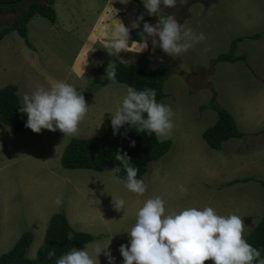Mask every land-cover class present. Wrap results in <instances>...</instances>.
<instances>
[{
	"label": "rangeland",
	"instance_id": "374dc122",
	"mask_svg": "<svg viewBox=\"0 0 264 264\" xmlns=\"http://www.w3.org/2000/svg\"><path fill=\"white\" fill-rule=\"evenodd\" d=\"M53 8L54 24L39 16L28 22L31 49L15 32L0 41V88L16 86L23 106L25 94L64 81L82 92L89 111L75 136L47 129L34 133L27 127L10 131L0 123V255L29 231L32 241L26 257L33 258L50 216L61 213L70 227L93 237L86 244L90 253L95 243H110L106 251L115 257V264H124L119 248L130 246L128 231L137 212L155 196L165 201L166 214L212 207L219 215H239L247 220L246 236L264 206V190L258 183L264 181V0H186L184 4L178 0L175 8L161 5L156 15L148 14L143 0H54ZM141 14L153 25L159 18L175 15L185 28L207 38L176 57L159 47L153 52L151 39L142 53H136L139 44L130 41L131 52L109 54L105 43L118 20L131 27ZM14 16L0 13V28L11 26ZM131 29L143 30V21ZM254 34L257 39L248 38ZM237 37L244 39L236 44L234 55H243L246 64L215 63ZM142 56L153 60L154 66L165 62L168 67L162 87L165 97L159 102L171 106L175 127L168 152L148 164L141 178L147 190L138 196L110 168L99 173L66 170L59 158L71 138L102 135L126 94L127 86L117 82L91 84L98 65L118 62L148 69L153 62L143 61ZM212 92L217 105L245 133L241 139L224 142L218 151L201 139V132L216 120L214 112L201 109ZM242 179L247 181L238 182ZM179 185L188 189L186 194L180 193ZM57 196L62 197L60 205L54 203ZM113 197L125 200L124 210L114 209ZM86 245L75 249L84 250ZM98 259L99 264H108L103 253Z\"/></svg>",
	"mask_w": 264,
	"mask_h": 264
},
{
	"label": "clouds",
	"instance_id": "9594fccd",
	"mask_svg": "<svg viewBox=\"0 0 264 264\" xmlns=\"http://www.w3.org/2000/svg\"><path fill=\"white\" fill-rule=\"evenodd\" d=\"M178 0H143L149 15H156L165 8H175ZM180 4L186 0H179ZM143 21L141 35L143 42L137 47L136 53H142L148 48L151 39L153 52L156 47L162 49L169 56L176 57L189 51L195 44L204 41V33H195L191 28L177 21L175 15H167L158 23L151 24L144 21L141 14L133 21L131 27L118 20L105 43L109 54L119 55L131 52V28H138ZM133 43H135L133 41ZM105 77L115 81L116 64L109 63ZM155 89L137 90L128 86L121 103L111 113V126L116 135L125 124L136 128L137 131L155 134L157 140L163 143L172 136L174 130V111L171 106L158 102ZM27 114L25 127L34 133L42 129L59 130L64 136L79 134V126L89 111L82 92L70 83L55 81L49 88L38 87L31 95L23 96V106L18 109ZM135 146V141L130 142ZM115 160L120 164L112 172L119 173L121 167L126 172L125 188L143 196L147 185L143 179H138V167L131 165V157L127 152L121 154L117 150ZM180 193L186 194L188 189L179 185ZM95 202V200H92ZM55 204L62 203V197L57 196ZM113 207L119 212L125 207V200L113 197ZM246 225L241 216L230 214L219 215L212 207L198 209L189 207L179 213L166 214L165 201L160 196L148 198L139 208L134 226L128 231L129 245L122 244L119 252L124 264H264L261 252L245 239ZM69 241L74 239L71 232L67 233ZM110 244V243H109ZM109 244L101 246L95 243L92 252L86 245L84 250L72 248L61 255L55 264H99L98 257L103 253L108 264H115V257L108 249ZM48 259L56 255L53 248L48 252Z\"/></svg>",
	"mask_w": 264,
	"mask_h": 264
},
{
	"label": "trees",
	"instance_id": "16d2710c",
	"mask_svg": "<svg viewBox=\"0 0 264 264\" xmlns=\"http://www.w3.org/2000/svg\"><path fill=\"white\" fill-rule=\"evenodd\" d=\"M139 2V0H134ZM54 0H0V13H14L13 24L0 28V41L10 32H15L20 37L24 45L31 49V44L27 37V24L34 17L39 16L54 24L56 20L53 8ZM142 29H131V42L141 43ZM264 33V32H263ZM249 39H257L254 34ZM244 37H237L231 40L228 50L219 54L215 63H233L241 61L246 64L243 55H234L236 44ZM109 62H101L91 80L95 86H105L111 82H117L125 86H132L137 90L147 88L155 89L159 102L165 97L162 87L169 75L166 63L159 62L149 71H143L130 65L116 64L115 81L108 80L106 68ZM16 86L6 85L0 88V123L6 126L10 131H21L25 129L27 122L26 113L18 111L22 107L16 94ZM209 109L216 114L215 122L201 132V139L205 145L214 151L221 149L224 142L231 139H241L245 136L244 132L238 130L231 114L217 105L215 94L209 101L201 106V109ZM135 141V146H130L131 141ZM170 140L159 142L155 134L149 135L147 132L137 131L136 128L125 124L116 135L113 134L112 126L100 136L88 138H71L63 147L59 164L66 170L84 169L93 172H102L110 168L113 170L120 162L115 160L117 150L127 152L131 157V165L139 168L138 179L146 173L148 164L155 162L165 155L170 149ZM114 176L125 181L126 172L121 167L119 173ZM242 179L238 182H246ZM234 183V182H232ZM259 185L264 190V181H259ZM230 185V184H228ZM71 232L74 239L69 241L67 233ZM245 239L253 247L261 252V258H264V207L262 216L256 226L245 236ZM93 237L90 234L73 230L63 214H53L50 216L44 231L41 245L37 248L33 258L26 257V251L32 241V233L24 231L21 233L14 245L5 253L0 255V264H55L56 260L63 254H66L72 248L81 247L90 243ZM55 249L56 255L51 260L48 259V252ZM205 264H213L212 261H206ZM255 264V262H254Z\"/></svg>",
	"mask_w": 264,
	"mask_h": 264
},
{
	"label": "crops",
	"instance_id": "0c3cea01",
	"mask_svg": "<svg viewBox=\"0 0 264 264\" xmlns=\"http://www.w3.org/2000/svg\"><path fill=\"white\" fill-rule=\"evenodd\" d=\"M142 42H143V41H142ZM142 42H141V43H142ZM132 43H133V42H132ZM133 44H140V43H133ZM142 57H143V61H145V60L147 61V60H148L149 63L153 62V64L151 63V66H150L148 69H143V71H147V70L149 71L150 68H154V67H153V66H154V61H153V60H151L150 58L148 59V58H146L145 56H142ZM164 63H165V62H164ZM116 64H120V63L117 62ZM123 65H126V64H123ZM263 207H264V206H263ZM262 210H263V208H262ZM235 213H236V212H235ZM63 215H64V214H63ZM261 216H262V214H261ZM64 217H65V216H64ZM260 219H261V218H260ZM260 219H259V220H260ZM243 220L245 221V224L247 225V220H245V219H243ZM259 220L257 221V223L259 222ZM66 221H67V220H66ZM257 223H255V225H254L253 227H255ZM68 224H69V223H68ZM71 228H72V227H71ZM72 229H73V228H72ZM73 230H74V229H73ZM75 231H76V230H75ZM78 232H81V231H78ZM83 233H85V232H83ZM87 234H88V233H87Z\"/></svg>",
	"mask_w": 264,
	"mask_h": 264
}]
</instances>
